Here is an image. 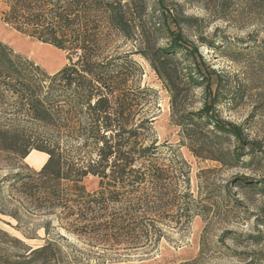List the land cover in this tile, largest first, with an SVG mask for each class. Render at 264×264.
<instances>
[{"label": "rangeland", "instance_id": "374dc122", "mask_svg": "<svg viewBox=\"0 0 264 264\" xmlns=\"http://www.w3.org/2000/svg\"><path fill=\"white\" fill-rule=\"evenodd\" d=\"M126 1L132 38L115 31L107 36L103 26L104 50L130 52L143 70L139 84L154 89L138 113V118L154 120L145 142L159 146L163 167L175 180L177 199L186 190L192 193L186 200L195 216L189 223L154 222L164 232L156 244L132 248L93 240L73 231L77 225L62 187L38 182L49 154L32 149L22 157L0 145V264H264V12L255 19L246 0ZM8 8L5 0L0 1L3 42L49 73L68 63L65 51L5 22L2 11ZM187 17L194 20L188 24ZM168 26L179 32L187 53L198 52V63L191 59L184 73L204 82L184 88L179 108L201 111L212 103L211 115L221 123L231 122L239 133L221 144L215 133L200 125L199 136L208 138L206 145L196 144L202 156L182 140L181 128L172 119L170 92L139 53L149 41L167 46ZM8 96L0 94V125L11 123L15 110ZM20 123L34 135L39 132L27 119ZM254 140L262 151L251 149L249 142ZM23 182L28 184L22 186ZM84 184L96 190L99 178L88 176ZM256 234L260 235L252 237Z\"/></svg>", "mask_w": 264, "mask_h": 264}, {"label": "trees", "instance_id": "16d2710c", "mask_svg": "<svg viewBox=\"0 0 264 264\" xmlns=\"http://www.w3.org/2000/svg\"><path fill=\"white\" fill-rule=\"evenodd\" d=\"M5 2L9 7L2 11L5 22L65 51L69 61L58 71L49 73L0 39V94L10 95L16 105L11 123L0 125V145L22 157L32 149L49 154L38 182L47 187L52 181L62 187L65 203L75 217L77 226L73 231L77 234L106 244L138 248L156 244L164 237L163 229L154 222L184 219L189 223L195 211L186 199L192 193L186 190L177 199L175 180L163 167L159 146L156 141L145 142V132L152 129L154 120L144 115L138 118L146 96L155 91L139 84L143 70L130 58V52L106 54L104 50L103 26L108 28L107 36L115 31L132 38L134 26L129 20V3L124 0ZM246 2L252 16L261 17L264 0ZM193 20L187 17L185 21L190 24ZM167 37L170 39L167 46L149 41L139 53L170 92L172 119L181 128L182 140L195 155L202 156L196 144L206 145L208 138L199 136L200 125L208 133H215L221 144L239 137V133L231 122L221 123L211 115L212 103L201 111L185 112L179 108L186 95L184 88L202 86L204 82L184 73L191 59L198 63L197 50L190 51L191 55L187 53L179 32L169 26ZM4 111L10 113L11 109ZM26 119L39 130L36 135L20 123ZM249 143L253 151H262L258 141ZM236 153L237 157L242 156ZM88 176L99 178L96 190H89L84 184ZM185 182L188 186V175ZM27 184L23 182L22 186ZM176 203L181 206L174 208ZM46 249L36 254L41 255Z\"/></svg>", "mask_w": 264, "mask_h": 264}]
</instances>
